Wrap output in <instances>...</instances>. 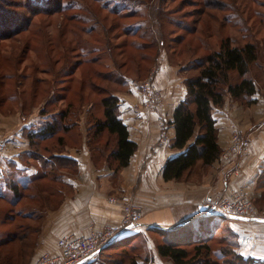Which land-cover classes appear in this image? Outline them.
I'll use <instances>...</instances> for the list:
<instances>
[{
  "label": "crops",
  "instance_id": "crops-1",
  "mask_svg": "<svg viewBox=\"0 0 264 264\" xmlns=\"http://www.w3.org/2000/svg\"><path fill=\"white\" fill-rule=\"evenodd\" d=\"M260 59L258 55L248 73L256 65L264 72ZM176 70L166 57L161 59L155 82L162 100L154 111L144 109L138 93L131 95L135 99L117 96L119 119L127 127L129 140L136 144L123 167L111 156L116 139L107 131L97 132L114 139L111 152L104 155L106 148L89 144L82 131L71 133L78 135L75 142L60 143L58 132L49 129V123H54L49 115L9 117L0 130V264L5 258L16 260L15 264H30L40 253L59 254L60 237L84 236L105 227L116 230L114 240L83 264H117L104 259L112 248L155 250V237L166 243H175L176 236L192 241L202 238L208 243L220 235L244 259L264 262V214L248 219L200 209L241 191L262 203L264 212L261 79L247 73L256 92L240 98L227 95L223 104L211 111L221 154L234 130L241 131L247 153L227 161H222L220 154L205 172L193 171L201 169L198 163L183 178L165 181L162 170L166 161L180 153L171 147L173 112L186 93ZM102 145L106 147V143ZM117 195L129 196L141 208L139 223L122 226L123 204L109 199ZM11 249L19 253L12 256ZM217 254L223 256L221 249Z\"/></svg>",
  "mask_w": 264,
  "mask_h": 264
},
{
  "label": "rangeland",
  "instance_id": "rangeland-1",
  "mask_svg": "<svg viewBox=\"0 0 264 264\" xmlns=\"http://www.w3.org/2000/svg\"><path fill=\"white\" fill-rule=\"evenodd\" d=\"M81 1H84L92 13L97 15L100 21L98 22L104 27L103 30L100 31L98 28L88 31L92 20H87L85 29L76 22H67L65 13L59 12L51 15H38L31 22L30 29L21 34H14L10 40L2 41L0 39V130L6 126L9 117L14 115H23L27 118L49 115L51 119L54 118L52 124H55V132H58L57 136H60V143L75 142V137L78 135L71 133H81L82 131L89 144H101L102 148H106L103 151L105 155L111 152L114 139L108 137L109 135H99L95 129L96 121L103 116L101 98L107 93H113L116 96L135 99L131 95L138 93V98H142L144 101L141 83L151 73L155 72V76L157 75L160 61L164 57L169 65L173 66L175 70L177 69V76L185 83L186 75L191 74V72L182 70L186 64L189 65L208 51H217L221 39L229 36L233 45L242 46L247 41L255 43L258 55L261 57V64H264V0L237 1L229 10L217 13V20H210L204 16L201 23L195 24L197 30L195 32L193 30L194 33L191 30L188 31L186 27L193 26L196 21L194 10L198 8L196 7L198 5L193 4H197L195 2L198 0H162L161 6L164 9L167 8V15L160 23H153L149 18H146L139 23L136 19L137 24L133 25V28L142 29L144 32L147 30L146 34L148 35L140 40L144 43V49L129 45L116 46L117 42H121L125 38L119 27L116 26L117 18L111 13L100 11L99 6L91 0ZM142 1L146 5L141 11L147 15L148 10L145 8L147 9L153 0ZM226 1L232 2V0ZM37 3L42 5L40 0ZM133 4L135 5L133 2L130 3L131 6ZM125 6L130 8L127 4ZM223 16L227 18L224 23L221 21ZM0 22L1 26L10 25L12 27L15 25L12 20L9 22L7 19H0ZM18 22L22 27L27 25L25 20ZM82 29L86 31H82ZM6 34H11V32ZM116 34H119V38ZM138 43L139 41H137ZM95 45L109 48L106 51H90L89 47ZM95 54L104 57V64L112 65V62L117 61L119 70L126 74L122 75L126 81L123 83L122 77L113 78L114 80L102 78L98 74L104 71L101 63L99 61L88 62ZM155 54V60L148 58ZM107 55H110L111 58ZM77 62H80V65L75 67ZM107 67L105 71L108 70ZM248 77H259L261 86L264 87V72L260 71L257 65L251 69ZM239 79L238 74L234 72L232 83H237ZM129 84L131 90H128ZM155 85L159 90L160 98L152 110H148L144 106V109L149 112L156 110L162 100V91L156 82ZM52 124L49 123L48 126ZM234 136L232 132L230 144L221 154V156L225 154L226 157L220 156L222 161L238 160L247 153L248 146L243 142L241 131L237 135V140L233 142ZM93 138L98 139L93 140ZM2 140L3 138L0 137V141ZM103 143H106V147H103ZM233 146L237 148V151L230 149ZM108 161L109 163L113 162L110 158ZM200 167L201 169H193V171L200 170L202 172L203 170L205 172L207 169L202 165ZM186 175L187 173L183 177ZM234 194L248 197L259 215L264 214L260 208L262 203L258 200L255 201L253 196L241 191L234 192L230 196ZM121 197L122 195H117L111 198L119 199ZM227 197L229 195L219 200ZM155 238L157 245L162 242L158 237ZM174 240L188 249L192 248L185 243V240L177 236ZM157 245L155 250L151 248L149 252L144 249L139 250V247L133 250L112 248L106 251L104 259L109 262L116 261L117 264H173L170 259L163 258L158 254ZM207 245L209 260L206 264H238L236 257L238 254L223 239L222 235L209 241ZM12 249L9 253H12V256L19 253ZM220 249L223 256L217 254ZM1 261L3 264H15L16 262V260H7L6 258ZM201 262L200 260L194 262L190 260L188 264Z\"/></svg>",
  "mask_w": 264,
  "mask_h": 264
},
{
  "label": "trees",
  "instance_id": "trees-1",
  "mask_svg": "<svg viewBox=\"0 0 264 264\" xmlns=\"http://www.w3.org/2000/svg\"><path fill=\"white\" fill-rule=\"evenodd\" d=\"M37 1L0 0V19H7L9 22L12 20L15 23V25L12 24V27L10 25H0V39L2 41L10 40L14 34H21L30 29L31 22L38 15H51L59 12L65 13L67 22H76L85 29L87 20H92L88 31L97 30L98 28L101 31L104 28L100 25L97 15L92 13V10L84 1L40 0L42 5H39ZM91 1L99 6L100 11L111 13L117 18L116 26L119 27L122 36L125 37L121 42L115 44L119 47L129 45L144 49V43L140 40L148 35L146 34L147 30L144 32L142 29L133 28V25L137 24V22H143L146 18H149L153 23H160L163 17L167 15V8L164 9L161 6L162 0H153L147 6V9L145 8V10H148L147 15L141 11L146 5L142 0ZM237 1L242 0H232V2L226 0H198V2H195L197 4H193L195 6L198 5L196 6L198 8L194 10V14L197 17L196 21L193 26H187V30L192 32L194 30L195 32L197 30L196 25L201 23L204 16L210 20H217V13L229 10ZM131 2L135 3V5L131 6ZM126 4L130 8H126ZM222 18V23L225 20L227 21L225 16ZM136 19H138L137 22H135ZM20 20L27 21V25L22 27L18 22ZM85 29H82V31H86ZM7 32H11V34L7 35ZM116 36L118 37L119 34H116ZM137 41H139L138 44ZM150 44L152 45V43ZM153 47L155 48L154 44ZM108 48L107 46L95 45L93 47L90 46L89 50L99 52L101 50L106 51ZM107 56L111 58L110 55ZM155 56L156 54L150 55L148 58L155 60ZM257 57L258 52L255 43L247 41L242 46H236L232 44L229 36H225L221 39L217 51L206 52L189 65L186 64L182 69L191 72V74L186 75L185 78V97L175 107L173 112L175 136L171 145L173 149L180 151V153L166 161L162 170V176L165 181L181 179L186 171L198 163L208 168L220 156L221 150L217 143V129L211 112L212 108L221 106L227 95L232 98H240L242 96H251L256 92L253 80L246 78L244 75L257 60ZM103 58L101 55L95 54L93 58L88 60L90 63H95L96 61L101 63L104 71L98 74L102 78L114 80L117 77L121 78L122 75H126L119 70L117 61L112 62V65L104 64ZM79 63L77 62L75 67L80 65ZM106 66H108V70L105 71ZM234 72L238 74L240 79L233 84L232 74ZM122 78L123 80L121 81L124 83L126 78ZM118 102V97L113 93H107L101 98L100 104L103 116L96 121L95 129L98 132L107 131L115 136L116 149L111 153V156L119 167H123L127 165L130 156L134 153L136 144L129 140L127 127L119 119ZM49 129L55 132V124L50 125ZM185 243L192 246V248L188 249L178 242H161L157 245V252L161 257L170 259L173 264H188L190 260L193 262L196 260L202 261L198 264L207 263L209 250L206 240L201 238L192 241L190 239L185 240ZM236 257L238 264H264V262L252 258L244 259L240 255Z\"/></svg>",
  "mask_w": 264,
  "mask_h": 264
},
{
  "label": "built area",
  "instance_id": "built-area-1",
  "mask_svg": "<svg viewBox=\"0 0 264 264\" xmlns=\"http://www.w3.org/2000/svg\"><path fill=\"white\" fill-rule=\"evenodd\" d=\"M155 72L141 83V93L144 96V106L148 110L154 108L155 103L159 100V90L155 85ZM233 142L237 140L240 131L234 130ZM3 142L0 141V155H2ZM237 151L235 146L230 148ZM225 158L226 155L221 156ZM111 202H121L124 213L122 217V226L135 225L142 218V210L135 205L131 198L122 195L121 198H111ZM209 211L219 212L223 215L238 218L253 219L259 217V213L253 206L251 200L239 194L231 195L208 206ZM115 229L105 227L100 231H93L84 236L64 235L58 240L59 254H50L47 252L40 253L30 264H83L92 258L97 251L109 246L114 240Z\"/></svg>",
  "mask_w": 264,
  "mask_h": 264
},
{
  "label": "water",
  "instance_id": "water-1",
  "mask_svg": "<svg viewBox=\"0 0 264 264\" xmlns=\"http://www.w3.org/2000/svg\"><path fill=\"white\" fill-rule=\"evenodd\" d=\"M201 209V211H205V210H207L208 209V206H203L202 208H200Z\"/></svg>",
  "mask_w": 264,
  "mask_h": 264
}]
</instances>
